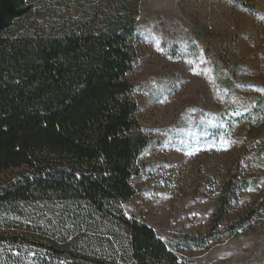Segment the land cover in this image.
<instances>
[{
  "label": "trees",
  "instance_id": "1",
  "mask_svg": "<svg viewBox=\"0 0 264 264\" xmlns=\"http://www.w3.org/2000/svg\"><path fill=\"white\" fill-rule=\"evenodd\" d=\"M29 1L0 0V177L23 170L0 185V226L16 227L19 217L44 206L54 212L57 228L45 232L52 240L44 243L0 232V245L19 252L0 251V264H193L120 206L135 195L133 168L149 144L146 136L132 134L141 125L126 79L136 59L130 44L138 3L122 0L99 16L70 17L55 33L12 35L29 16ZM204 57L223 88L219 94L232 103L239 65L209 48ZM262 100L257 111L264 109ZM244 171L235 166L224 183L212 231L183 235L188 245L207 246L218 235L214 231L251 187ZM261 215L264 195L230 229H243ZM95 230L109 238L88 233ZM87 245L96 250L86 253Z\"/></svg>",
  "mask_w": 264,
  "mask_h": 264
},
{
  "label": "rangeland",
  "instance_id": "2",
  "mask_svg": "<svg viewBox=\"0 0 264 264\" xmlns=\"http://www.w3.org/2000/svg\"><path fill=\"white\" fill-rule=\"evenodd\" d=\"M121 1L30 0L29 16L12 35L55 33L70 17L99 16ZM131 1L138 3V28L130 44L136 59L126 79L134 87L131 98L141 125L132 134L146 136L149 144L133 168L135 195L120 204L124 214L153 228L182 261L264 264V215L243 229H230L264 195V153L258 157L264 150V109L257 111L264 98V0ZM206 48L239 65L232 103L221 97L223 88L206 68ZM240 164L251 187L209 245H188L183 235L212 231L221 189ZM22 173L2 175L0 185ZM37 210L19 217L16 227L0 226V232L52 240L45 232L57 228L54 212ZM88 233L109 238L101 230ZM90 246H84L86 253L96 250ZM24 250L33 256L34 249ZM0 251L19 253L9 245H0Z\"/></svg>",
  "mask_w": 264,
  "mask_h": 264
}]
</instances>
